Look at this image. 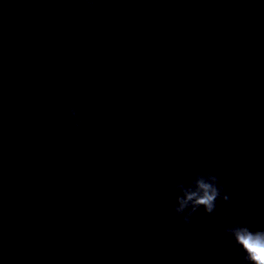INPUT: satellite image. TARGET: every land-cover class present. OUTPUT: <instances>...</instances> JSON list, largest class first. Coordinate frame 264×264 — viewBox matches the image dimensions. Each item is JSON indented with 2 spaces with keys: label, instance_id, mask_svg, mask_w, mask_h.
I'll return each instance as SVG.
<instances>
[{
  "label": "clouds",
  "instance_id": "obj_1",
  "mask_svg": "<svg viewBox=\"0 0 264 264\" xmlns=\"http://www.w3.org/2000/svg\"><path fill=\"white\" fill-rule=\"evenodd\" d=\"M89 3L92 4L93 0H89ZM70 110L73 116L77 115L75 106H70ZM80 124L81 121L77 120L76 126L79 127ZM173 192L179 193L175 197L173 210L177 216L182 217L185 224L190 223L193 213L201 207L211 215L216 209L218 199L229 201L219 177L206 172L195 173L187 184L177 183ZM224 231L231 235L244 251L242 264H264V229L253 231L247 225L237 223Z\"/></svg>",
  "mask_w": 264,
  "mask_h": 264
}]
</instances>
